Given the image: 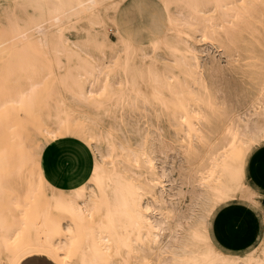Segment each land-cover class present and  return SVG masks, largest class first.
Masks as SVG:
<instances>
[{"label": "rangeland", "instance_id": "obj_1", "mask_svg": "<svg viewBox=\"0 0 264 264\" xmlns=\"http://www.w3.org/2000/svg\"><path fill=\"white\" fill-rule=\"evenodd\" d=\"M10 2L11 0H0V26L5 22L4 8ZM191 9L190 0H107L101 10V23H89L83 16L63 28V36L75 53L74 59L66 60L60 52L61 60H50V68L44 64V67L38 70L33 79V82H38L33 103L16 104L13 107L10 102L3 105L0 103V115L5 113L0 116L3 121L0 120V125H4L0 126V264H8L11 257L21 250L22 246H26L28 239L42 231L48 233L51 226L50 219H44L42 216L44 209L50 212V202L43 197L44 194L50 196V183H41L35 158L27 152L30 146L43 144L44 150L45 146L50 144L51 147L57 146L59 151L60 147L66 148L69 153L79 148L85 150L89 159L93 160L98 155L95 148V144H98L105 154L102 158L105 166L108 169L118 166L123 176H129L127 163L129 168L132 165V168L137 170L146 171L147 167L137 165L133 161V154L127 152V148L138 149L139 142L149 137H146V133H149L153 126H160L166 146L170 147L169 153L173 156L175 149L180 151L181 154L174 158L183 157L188 166L197 172L198 178L206 175V181L210 182L213 180L209 176L210 167L214 162H223L216 160V150L220 144L226 143L221 139L219 132L225 127L228 110H240L243 112L239 114L242 119L250 115L259 119L255 112L261 110V101L264 100V33L260 35L259 42L244 41L239 43L237 49L231 51L214 39H199L198 44L204 49L202 54L206 60L205 73L210 79L211 91L217 93L221 102H226L224 105H218V108L212 104L202 105L203 107L196 104L191 106L203 109L206 119L190 117V112L189 121L183 127L184 131L177 133L171 126L169 115L161 112L162 108L152 103L150 71L156 72L161 80L170 75L171 78L165 80L167 84L174 86L177 92L181 91L179 86L188 83L192 89L202 88V83L194 81L193 76L186 71L185 62L176 60L179 56L174 53V50L183 48V37L191 28L190 20H193L195 14ZM29 12L33 13V10L29 9ZM174 26L183 30L175 32ZM94 37L106 43L105 53L100 52ZM124 41H129L136 51L145 53L144 58L136 55L133 60H120L125 54ZM26 73V69L18 70L19 84H29ZM136 76L139 77L141 87L136 91L144 94V97H150L151 101L147 106L149 112L144 111V104H133L135 90H132L131 85ZM79 84L84 88L89 85L91 91L85 95L77 94ZM1 93L2 89L0 102H3L6 98L3 99ZM128 95L130 98L127 100ZM106 107L108 110L105 113ZM156 107L160 108L161 113L155 111ZM39 112L41 117L37 119ZM57 113L60 114L61 122L55 118ZM220 114L224 115L221 117ZM242 119L240 124L244 123ZM192 120L202 130H206V141L197 135L194 136L190 124ZM18 123L25 129L26 143L17 137L16 131L20 125L15 124ZM50 131L62 134L54 137ZM226 153V157H230L231 151ZM244 153L243 180L260 186L262 196L258 197V205L240 197L224 202L214 199L209 203L205 211L207 243L215 240L218 245L215 250L220 253L243 254L259 243L264 228V139L249 145ZM78 156L83 163L85 155ZM231 159L227 162L230 163ZM67 185L62 184V187L67 190ZM94 189L97 199L90 200L79 219L72 218L68 212L51 208L53 215L61 216L63 221L70 219L75 230L77 229L73 246L67 253L72 261L80 259L82 249L87 243L85 237L89 236L90 240L101 246L95 239L93 229L98 227L110 206L102 200L100 186L96 185ZM86 191L89 192V189ZM108 192L112 195L113 187L109 186ZM123 220L125 217L117 216L116 226H121ZM111 235L115 238L112 243L117 246L120 244L121 254L114 256L110 251L104 254L102 259L105 264H110L111 261L114 264H125L123 261L129 249H125L120 241H117L116 234ZM131 235L134 236V232ZM6 236L12 238L8 243ZM205 247L206 245L204 249ZM58 258L68 260V255L60 254L57 260ZM32 259L35 264H60L56 257L51 255H39L30 258ZM152 259L153 256L148 255L144 264H154Z\"/></svg>", "mask_w": 264, "mask_h": 264}, {"label": "bare ground", "instance_id": "obj_2", "mask_svg": "<svg viewBox=\"0 0 264 264\" xmlns=\"http://www.w3.org/2000/svg\"><path fill=\"white\" fill-rule=\"evenodd\" d=\"M106 1L11 0L4 8L5 22L0 26V88L1 96L3 99L6 98V101L3 100L0 103L3 105L10 102L12 107L16 104L33 103L35 86L38 85V82H33V79L38 70L44 67V64L50 68V60H61L60 52L66 60L74 59L75 53L63 36V28L83 16L89 23H101L100 14ZM190 2L192 3L191 11L195 13L193 20H190L191 28L183 37V48L174 50V53L179 56L176 60L185 62L186 71L193 76L194 81L202 83L200 90L203 91L198 90L199 88H190L188 83L179 86L181 91L177 92L174 90L176 88L167 84L165 80L171 78L170 75L163 81L156 72L150 71L149 78L152 99L156 100V102L152 100V103L162 108L161 111L159 107H156L155 111L169 115L171 126L177 130V133L184 131L183 127L189 121L190 112L192 113L190 117L206 119L203 109L191 108L192 105L203 107L202 105L212 104L218 108V105L226 103L221 102L217 93L211 91L210 79L205 73L206 60L202 54L204 49L198 44L199 39H214L231 51L237 49L239 43L244 41L259 42L260 35L264 33V0H190ZM29 9L33 10V13L29 12ZM173 29L175 32L180 30L175 26ZM93 40L100 52L105 53L106 43L97 37ZM124 44L125 54L120 60H133L136 55L144 58L145 53L136 51L129 41H124ZM39 62L41 64H38ZM19 69L27 70L26 79L29 81L27 86L17 82ZM138 74L141 75L140 72ZM133 80L131 85L132 90H135L133 104L136 106L142 103L145 106L144 111L149 112L147 106L151 101L150 97L148 95L144 97V94L136 91L141 89L139 77L136 76ZM89 87L86 85L84 88L82 84H79L77 94L85 95L91 91ZM163 89H166L167 93ZM168 90L171 93H168ZM129 98L128 95L126 99ZM107 110L108 107L104 109V112L106 113ZM230 111L228 110L226 115L225 127L219 132L221 139L226 143L220 144L216 150V160L223 162L221 164L214 162L210 167L209 176L213 179L210 182L206 181V175L198 178L197 172L188 166L183 157L175 159L178 154H181L180 151L175 149L173 156L169 153L170 147L166 146L160 126L152 125L153 129L146 133V137H149L139 142L138 149L127 148V152L133 154V161L137 165L147 167L146 171H142L132 168V165L129 168L127 163L129 176H123L118 166L113 169L105 166V162L102 161L105 154L98 144H95L98 155L93 160L89 159L83 149L78 148L77 151L70 152L71 175L67 190L57 182L49 181L44 177L45 171L42 165L44 145L30 146L27 152L29 151L35 158L41 183H50V196L43 195L50 202V212L44 209L42 216L44 219H50L51 226L48 233L42 231L28 239L26 246H22V249L11 257L8 264H20L31 255H51L57 260L60 254L68 255V260L58 258L57 261L60 264H105L102 259L104 254L110 251L114 256L121 254L120 244L117 246L112 243L115 241L111 235L113 233L117 235V241H120L119 243L125 249H129L125 260L123 259L125 264H144L147 262L148 255L153 256L154 264H264V228L259 237V243L243 254L225 251L226 254L220 253L215 250L218 247L215 240L207 243L205 211L212 200L219 199L224 202L240 197L258 205L260 202L258 197L262 196L260 186L243 180L245 171L243 163L245 149L247 150L252 143H259L264 139V100L261 101V110L255 112L259 119L250 115L243 120L239 116L243 112L235 109L230 115ZM4 114L1 113L2 116ZM222 115L224 114H220L221 117ZM38 117H41L40 112L36 118ZM55 118L59 122L62 120L59 113L55 115ZM241 119L244 121L243 124L239 123ZM190 124L194 136L197 135L206 141V130L197 126L194 120ZM19 125V130L16 131L17 137L25 142L27 141L25 129L21 124H15V126ZM56 131H50V133L54 137L62 134ZM226 151H231L230 157H226L228 156ZM79 154L85 155L83 163L79 160ZM140 159H142L141 162ZM228 159H231L230 163L227 162ZM143 176H145L144 179ZM96 185L102 190V200L110 206L98 227L93 229L96 234L95 239L101 246L90 240L89 236L85 237L87 243L82 249L80 259L72 261L70 254L67 253L73 246L77 229L75 230L70 219L63 221L61 216L53 215L51 208L68 212L72 218L79 219L90 200L97 199L94 189ZM109 186L113 187L112 195L108 192ZM86 189H89V192ZM119 215L125 217V220L121 226H116L115 218ZM210 225L211 223H209L208 231H210ZM19 227L21 228V225ZM133 232L134 236L131 235ZM9 239L12 238L5 237L7 243ZM204 245H206L205 249ZM110 264L114 262L111 261Z\"/></svg>", "mask_w": 264, "mask_h": 264}, {"label": "crops", "instance_id": "obj_3", "mask_svg": "<svg viewBox=\"0 0 264 264\" xmlns=\"http://www.w3.org/2000/svg\"><path fill=\"white\" fill-rule=\"evenodd\" d=\"M56 147L57 146L51 147L50 144L45 146L42 165L44 167L46 179L55 181L62 186V184H68L71 175V163L68 150L66 151V148L60 147L61 151H59ZM35 256L39 255H31L20 264H35L33 259L30 260L31 257Z\"/></svg>", "mask_w": 264, "mask_h": 264}]
</instances>
